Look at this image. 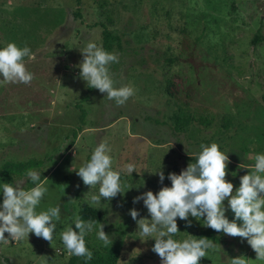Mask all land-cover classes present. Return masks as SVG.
Instances as JSON below:
<instances>
[{"label":"rangeland","instance_id":"obj_1","mask_svg":"<svg viewBox=\"0 0 264 264\" xmlns=\"http://www.w3.org/2000/svg\"><path fill=\"white\" fill-rule=\"evenodd\" d=\"M102 28L112 37L109 52L119 58L110 66L116 86L136 90L124 106L88 91L79 78L80 51L89 41L101 46ZM8 43L29 47L36 59L25 58L31 84L0 83V165L41 161L29 169L48 180L37 212L59 205L61 218L51 244L31 233L28 241H11L5 233L0 264H65L70 257L60 233L79 213L103 224L112 244L105 247L94 229L85 237L92 259L78 264H161L151 251L154 237L139 235L129 215L134 209L137 220L150 219L143 201L133 200L171 187L168 175L185 170L201 144L217 143L228 155L226 180L234 190L253 170L254 156L264 154V0H79L78 6L75 0H0V48ZM77 104L83 126L72 138ZM99 143L111 149L123 190L96 205L91 197L99 185L85 186L76 171ZM127 164L135 165L131 176ZM160 167L163 183L155 174ZM26 173L0 184L23 181L31 189ZM177 225L176 240L198 238L206 228L203 218L191 216L177 218ZM212 233L216 248L199 264H231L241 256L264 264L246 240Z\"/></svg>","mask_w":264,"mask_h":264},{"label":"clouds","instance_id":"obj_2","mask_svg":"<svg viewBox=\"0 0 264 264\" xmlns=\"http://www.w3.org/2000/svg\"><path fill=\"white\" fill-rule=\"evenodd\" d=\"M80 52L83 59L78 65L79 78L88 88L106 94L108 100L114 101L117 106H124L135 95L136 90L132 85L117 87L112 78L110 66L119 63L117 54L91 41L86 42ZM25 58L36 59L27 46L21 48L15 43H8L0 48V83L31 84L34 74L28 71ZM199 147L200 151L194 154L195 162L189 163L179 175H168L171 187H162L156 194L147 191L133 200L134 204L142 200L150 216V219L137 220L139 212L134 209L129 212L138 225L139 235L154 237L151 251L160 258L161 264H199L202 258H206L208 249H215L216 244L207 238L191 235L183 240L172 237L180 233L177 218L182 221H189V216L199 220L203 218L205 227L246 240L256 254L255 261H264V154L254 156L253 170L240 177L239 187L234 190V185L226 180L230 163L228 155L220 150L217 143L201 144ZM110 151L106 143H99L90 160L76 171L85 186L94 188L99 185L98 195L91 197V202L96 205H100L102 199L110 201L121 195L123 190L120 172L112 169ZM240 167L248 169V166ZM125 170L131 176L135 172V165L127 164ZM155 174L163 183L165 176L161 167ZM26 176L35 184L28 190L21 186L23 181L0 184L3 195L0 204V244H9L5 233L11 241H28L30 233L49 244L53 241L61 208L57 205L37 212L48 192L45 186L48 180L41 181L40 174L34 170H28ZM225 200L227 209L234 214L232 221L225 215ZM74 226L75 230L68 227L60 233L69 257L92 259L85 237L94 229L97 239L105 247L112 244V239L103 231L104 225L97 221L86 222L77 215ZM249 261L243 256L230 259L231 264H249Z\"/></svg>","mask_w":264,"mask_h":264},{"label":"trees","instance_id":"obj_3","mask_svg":"<svg viewBox=\"0 0 264 264\" xmlns=\"http://www.w3.org/2000/svg\"><path fill=\"white\" fill-rule=\"evenodd\" d=\"M76 5L78 6L79 0H75ZM76 17H79L78 11L75 13ZM101 36H102V42L101 46L103 47L104 50L110 51L111 50V42L110 40L112 39L110 33L105 29L102 28L101 31ZM87 90L90 91L91 88L87 87ZM86 96H83L80 98V101L83 102L86 100ZM261 100L264 104V94L261 96ZM75 108L78 110L79 114L77 117L78 120V126L75 130L71 131V137L74 138L76 136V133L81 130L83 126V118H84V111L80 107L79 104L75 106ZM191 161L195 162V157H191ZM42 163L41 161H34V160H28L23 163H11V162H5L2 165H0V180H7L10 175H23L24 173L27 172V170L36 168L40 166ZM83 220H85V215L84 213H79V215ZM73 229L75 230V226L73 223ZM198 238H207L211 241H215L212 233V229L206 227L205 230L201 231L198 233ZM81 259V257H76V256H71L65 264H78V261ZM106 264H108V261H105Z\"/></svg>","mask_w":264,"mask_h":264}]
</instances>
